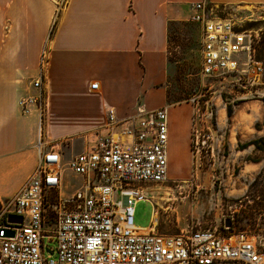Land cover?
Wrapping results in <instances>:
<instances>
[{
	"label": "crops",
	"instance_id": "obj_1",
	"mask_svg": "<svg viewBox=\"0 0 264 264\" xmlns=\"http://www.w3.org/2000/svg\"><path fill=\"white\" fill-rule=\"evenodd\" d=\"M198 1L264 5L0 0V202L15 195L41 153L59 152L67 160L93 146L109 130L108 109L121 119L136 113L138 100L145 109L167 105L168 25L188 19ZM29 96L38 99L23 110L18 101ZM167 106L169 170V159L189 157L191 121L185 107ZM74 175L77 183L64 193L81 185Z\"/></svg>",
	"mask_w": 264,
	"mask_h": 264
},
{
	"label": "built area",
	"instance_id": "obj_2",
	"mask_svg": "<svg viewBox=\"0 0 264 264\" xmlns=\"http://www.w3.org/2000/svg\"><path fill=\"white\" fill-rule=\"evenodd\" d=\"M191 8L188 20L200 30L203 76L260 73L252 58L251 32L213 16L205 1ZM97 86V81L90 83L92 89ZM37 99L20 98L18 104L25 110ZM108 122L109 130L93 146L67 160L59 152L41 153L15 195L0 202V264H264V231L236 230L224 221L187 225L170 234L136 227L134 207L149 200L147 186L183 182L167 178V109L138 105L135 114L121 119L108 109ZM211 141L209 131L191 129L193 164L211 153ZM67 170L81 177V185L64 193ZM8 214L20 216L21 222L7 223ZM7 230L14 235L7 236Z\"/></svg>",
	"mask_w": 264,
	"mask_h": 264
},
{
	"label": "rangeland",
	"instance_id": "obj_3",
	"mask_svg": "<svg viewBox=\"0 0 264 264\" xmlns=\"http://www.w3.org/2000/svg\"><path fill=\"white\" fill-rule=\"evenodd\" d=\"M207 7L213 16L231 19L253 34L252 58L260 64L261 71L254 77L203 76L199 28L188 19L169 22V67L164 83L167 105L185 107L190 113V129L203 128L212 134L211 153L192 165L190 151L182 161L171 158V165L177 164L181 171L168 178H188L189 182L165 181L147 186L145 194L149 200L141 199L135 204L133 223L138 228H148L155 210L158 223L154 228L160 233H174L192 224L217 225L225 218L231 219L236 230L263 232L264 5L207 3ZM137 103L140 105V100ZM167 105L163 107L168 109ZM227 106L232 110L230 115ZM255 178L263 192L259 197L250 189ZM76 183L75 175L65 171L61 191L71 190Z\"/></svg>",
	"mask_w": 264,
	"mask_h": 264
},
{
	"label": "bare ground",
	"instance_id": "obj_4",
	"mask_svg": "<svg viewBox=\"0 0 264 264\" xmlns=\"http://www.w3.org/2000/svg\"><path fill=\"white\" fill-rule=\"evenodd\" d=\"M167 109V108H166ZM168 110V109H167ZM169 118L172 120V117H171V115L169 116ZM189 151H190V149H189ZM190 156H191V151H190ZM177 164H174V167H173V165H171V163H170V159H169V173L167 172V178H168V175H169V177H171V178H174V177H176L177 176V174H179V172L181 171V169H178L177 170V167L178 166H176ZM191 165H192V160H191ZM181 166V165H180ZM169 179V178H168ZM188 179V178H187ZM184 182V181H183ZM156 211L154 210V214H153V222H152V224H150V227L152 228V227H155L156 225H157V223H158V221H157V214L155 213ZM148 230V228H143V229H141V231H147Z\"/></svg>",
	"mask_w": 264,
	"mask_h": 264
},
{
	"label": "water",
	"instance_id": "obj_5",
	"mask_svg": "<svg viewBox=\"0 0 264 264\" xmlns=\"http://www.w3.org/2000/svg\"><path fill=\"white\" fill-rule=\"evenodd\" d=\"M6 222L7 223H14V224H19L21 222V217L20 216H15V215H12V214H8L6 216ZM224 226L225 227H230L231 226V219L230 218H225L224 220ZM6 235L7 236H13L14 235V232L13 230H7L6 231Z\"/></svg>",
	"mask_w": 264,
	"mask_h": 264
},
{
	"label": "trees",
	"instance_id": "obj_6",
	"mask_svg": "<svg viewBox=\"0 0 264 264\" xmlns=\"http://www.w3.org/2000/svg\"><path fill=\"white\" fill-rule=\"evenodd\" d=\"M231 112H232V110H231L230 106H227V115H230ZM253 143H256V142L255 141L249 142V144H253ZM258 184H259L258 178H255L250 185V189L253 191V194H254V192L255 193L257 192V194H255V195L259 197V196H262L263 192H262L261 188L257 187ZM250 195H252V194H249V196Z\"/></svg>",
	"mask_w": 264,
	"mask_h": 264
}]
</instances>
